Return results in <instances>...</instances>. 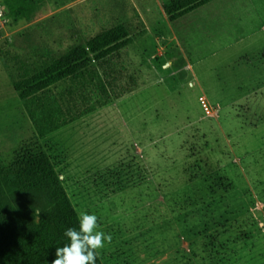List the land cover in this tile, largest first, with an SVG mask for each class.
Here are the masks:
<instances>
[{
    "label": "rangeland",
    "instance_id": "obj_1",
    "mask_svg": "<svg viewBox=\"0 0 264 264\" xmlns=\"http://www.w3.org/2000/svg\"><path fill=\"white\" fill-rule=\"evenodd\" d=\"M157 1L44 0L13 20L0 0V166L46 152L78 216L111 235L102 264H264V0H210L174 21ZM119 21L136 87L37 137L12 87L18 60Z\"/></svg>",
    "mask_w": 264,
    "mask_h": 264
},
{
    "label": "trees",
    "instance_id": "obj_2",
    "mask_svg": "<svg viewBox=\"0 0 264 264\" xmlns=\"http://www.w3.org/2000/svg\"><path fill=\"white\" fill-rule=\"evenodd\" d=\"M170 21L210 0H159ZM44 0H2L13 20H30ZM132 41L116 22L62 54L18 60L13 90L37 137H45L94 112L136 87L123 82L122 52ZM39 210V214H37ZM79 231V216L49 155L23 150L0 166V264H51L57 247L68 244V228ZM95 264H102L98 254Z\"/></svg>",
    "mask_w": 264,
    "mask_h": 264
},
{
    "label": "clouds",
    "instance_id": "obj_3",
    "mask_svg": "<svg viewBox=\"0 0 264 264\" xmlns=\"http://www.w3.org/2000/svg\"><path fill=\"white\" fill-rule=\"evenodd\" d=\"M98 227L94 214L81 213L79 231L71 227L66 229L64 235L70 242L56 248L51 264H95L97 250L104 246L105 241L111 242L112 239L110 234L97 231Z\"/></svg>",
    "mask_w": 264,
    "mask_h": 264
},
{
    "label": "crops",
    "instance_id": "obj_4",
    "mask_svg": "<svg viewBox=\"0 0 264 264\" xmlns=\"http://www.w3.org/2000/svg\"><path fill=\"white\" fill-rule=\"evenodd\" d=\"M250 0H248V2H249ZM159 4H160V1L158 0L157 1ZM160 7H161V4H160ZM254 7H255V5H252V8L251 9H254ZM161 9H162V7H161ZM162 11H163V9H162ZM164 13V12H163ZM165 14V13H164ZM168 18V17H167Z\"/></svg>",
    "mask_w": 264,
    "mask_h": 264
},
{
    "label": "built area",
    "instance_id": "obj_5",
    "mask_svg": "<svg viewBox=\"0 0 264 264\" xmlns=\"http://www.w3.org/2000/svg\"><path fill=\"white\" fill-rule=\"evenodd\" d=\"M0 16H1V12H0Z\"/></svg>",
    "mask_w": 264,
    "mask_h": 264
}]
</instances>
